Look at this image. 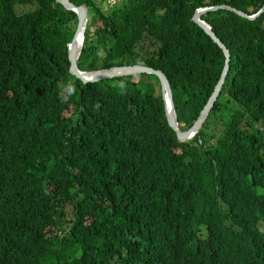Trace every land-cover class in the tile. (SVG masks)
I'll return each instance as SVG.
<instances>
[{
  "label": "trees",
  "instance_id": "obj_1",
  "mask_svg": "<svg viewBox=\"0 0 264 264\" xmlns=\"http://www.w3.org/2000/svg\"><path fill=\"white\" fill-rule=\"evenodd\" d=\"M71 1L87 6L77 67L161 69L179 129L224 59L194 8L264 2ZM200 17L229 66L198 131L178 140L153 73H69L73 10L0 0V264H264V11Z\"/></svg>",
  "mask_w": 264,
  "mask_h": 264
},
{
  "label": "water",
  "instance_id": "obj_2",
  "mask_svg": "<svg viewBox=\"0 0 264 264\" xmlns=\"http://www.w3.org/2000/svg\"><path fill=\"white\" fill-rule=\"evenodd\" d=\"M65 8L74 10L76 13V22L72 32V35L69 41L66 42V55L68 59V71L82 82L87 81H95L100 78L111 77L116 75L137 73V72H147L153 73L159 83V89L161 98L163 99V110L167 124L171 127V129L175 132L176 138L178 140H184L187 138H191L193 134L198 130L202 120L205 118L209 108L211 107L215 97L217 96L220 86L223 82L224 76L229 66V51L225 44L220 40V38L215 34V32L211 29L210 25L202 20L199 15L204 13L207 10H213L217 8H227L235 13L244 16L246 18L252 19L256 17L261 11H264V2L261 6L254 12L246 13L244 10L240 8H236L227 3H217L211 5L198 6L190 16V19L196 22L205 33L209 35V37L221 48L224 59L220 69L219 76L214 83L211 92L206 98V101L203 103L200 108L196 118L192 121V123L184 128L179 129L177 126L176 114L174 110V105L172 101L171 89L169 86V82L167 80L166 75L159 68H154L150 65L140 64V63H130V64H113L105 67H98L94 69H80L76 65V58L79 54L82 37H83V29L85 25V21L87 19V8L86 4L83 2L74 3L71 0H56Z\"/></svg>",
  "mask_w": 264,
  "mask_h": 264
},
{
  "label": "rangeland",
  "instance_id": "obj_3",
  "mask_svg": "<svg viewBox=\"0 0 264 264\" xmlns=\"http://www.w3.org/2000/svg\"><path fill=\"white\" fill-rule=\"evenodd\" d=\"M113 1H116V0H108V1L102 2L103 8L108 7V5H110L111 2H113ZM63 210H64V213H65V216H64L65 217L64 227H66L68 225V223H69V220H70V217L72 215V212L68 208H63Z\"/></svg>",
  "mask_w": 264,
  "mask_h": 264
},
{
  "label": "clouds",
  "instance_id": "obj_4",
  "mask_svg": "<svg viewBox=\"0 0 264 264\" xmlns=\"http://www.w3.org/2000/svg\"><path fill=\"white\" fill-rule=\"evenodd\" d=\"M104 1H108V0H103V2H104ZM117 1H118V0L111 2L110 5H113V4H114L115 2H117ZM83 3H84V2H83ZM110 5H108V6H110ZM203 6H204V5H203ZM197 7H198V6H197ZM197 7H195L194 10H195ZM86 8H87V6H86ZM194 10H193V11H194ZM73 11H74V10H73ZM74 12H75V11H74ZM192 13H193V12H192ZM201 14H202V13H201ZM201 14H200V15H201ZM200 15H199V17H200ZM190 16H191V15H190ZM200 18H201V17H200ZM201 19L204 20L203 18H201ZM204 21H205V20H204ZM75 22H76V21H75ZM205 22H206V21H205ZM85 23H86V21H85ZM208 24H209V23H208ZM74 26H75V25H74ZM84 27H85V25H84ZM73 29H74V28H73ZM83 30H84V29H83ZM82 38H83V37H82ZM68 41H69V40H68ZM81 44H82V43H81ZM227 49H228V48H227ZM140 64H141V63H140ZM145 65H146V64H145ZM160 70H161V69H160ZM161 71H162V70H161ZM137 73H139V72H137ZM145 73H147V72H145ZM167 80H168V79H167ZM170 89H171V88H170ZM159 90H160V89H159ZM69 91L72 92V91H74V89H69ZM171 95H172V94H171ZM160 97H161V94H160ZM161 99H162V98H161ZM172 101H173V100H172ZM162 103H163V99H162ZM163 106H164V105H163ZM163 111H164V110H163ZM197 131H198V130H197ZM197 131H196V132H197ZM196 132H195V133H196ZM195 133H194V134H195ZM194 134H193V135H194ZM187 139H189V138H187ZM184 140H185V139H184Z\"/></svg>",
  "mask_w": 264,
  "mask_h": 264
}]
</instances>
